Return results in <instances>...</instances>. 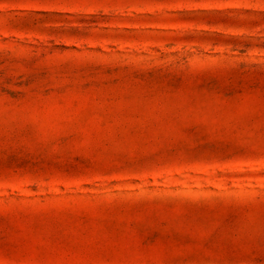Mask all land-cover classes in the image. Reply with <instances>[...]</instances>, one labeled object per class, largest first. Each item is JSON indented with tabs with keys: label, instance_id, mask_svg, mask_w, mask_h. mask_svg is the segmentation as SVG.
I'll use <instances>...</instances> for the list:
<instances>
[{
	"label": "rangeland",
	"instance_id": "1",
	"mask_svg": "<svg viewBox=\"0 0 264 264\" xmlns=\"http://www.w3.org/2000/svg\"><path fill=\"white\" fill-rule=\"evenodd\" d=\"M0 264H264V0H0Z\"/></svg>",
	"mask_w": 264,
	"mask_h": 264
}]
</instances>
